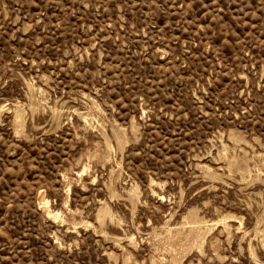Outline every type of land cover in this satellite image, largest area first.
Segmentation results:
<instances>
[{"label": "rangeland", "instance_id": "374dc122", "mask_svg": "<svg viewBox=\"0 0 264 264\" xmlns=\"http://www.w3.org/2000/svg\"><path fill=\"white\" fill-rule=\"evenodd\" d=\"M0 264H264V0H0Z\"/></svg>", "mask_w": 264, "mask_h": 264}, {"label": "bare ground", "instance_id": "6f19581e", "mask_svg": "<svg viewBox=\"0 0 264 264\" xmlns=\"http://www.w3.org/2000/svg\"><path fill=\"white\" fill-rule=\"evenodd\" d=\"M47 202V201H46ZM57 215V214H56ZM201 227V226H200ZM190 231V230H189Z\"/></svg>", "mask_w": 264, "mask_h": 264}]
</instances>
